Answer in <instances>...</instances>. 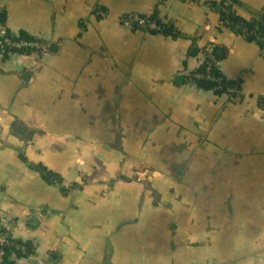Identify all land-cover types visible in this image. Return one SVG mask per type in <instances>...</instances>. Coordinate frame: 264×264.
<instances>
[{"label": "crops", "instance_id": "0c3cea01", "mask_svg": "<svg viewBox=\"0 0 264 264\" xmlns=\"http://www.w3.org/2000/svg\"><path fill=\"white\" fill-rule=\"evenodd\" d=\"M210 1L0 0L12 32L49 44L0 54V224L33 244L23 264H264V53ZM210 44L241 100L182 79Z\"/></svg>", "mask_w": 264, "mask_h": 264}, {"label": "trees", "instance_id": "16d2710c", "mask_svg": "<svg viewBox=\"0 0 264 264\" xmlns=\"http://www.w3.org/2000/svg\"><path fill=\"white\" fill-rule=\"evenodd\" d=\"M190 1H197V0H190ZM210 5L220 14L224 27L230 28L235 33L246 37L248 40L256 42L260 46L262 52L264 53V8L262 10L254 11L252 15L248 16L239 13L238 8L243 5L239 0H213L210 1ZM151 17L156 19V21L162 25L163 30L161 34L171 36L174 39H178L182 36L181 33L175 28L163 24L158 17V13L152 15ZM1 23L7 27L5 18H3V21H1ZM134 28L140 29L138 26H135ZM150 32L159 33L155 30ZM8 36L13 41L41 40L30 36L28 33L24 31L12 32L9 28H8ZM0 42H3V44L0 43V54L3 55L4 59H8L9 56L13 53L29 54L36 52L35 49L29 47H22V48L11 47L8 44H6L5 40L1 37H0ZM212 57H214L217 61L221 60V57L217 53V49L212 54ZM208 59L209 56H207L205 60L206 62L202 64L198 72L204 74L203 78H198L195 76L194 78H192L191 76H189L182 79L186 82L189 81L190 79H193L199 87L204 88L206 90H214L217 94L220 95L228 94L231 101L241 100L240 99L242 97L241 81L228 80L223 75L219 67L217 68L215 67L214 69H212L211 74L214 77L222 78L223 81L221 83V87H218L220 83L217 82L216 80L207 79L206 70H207ZM259 103L262 107H264V95L259 97ZM22 159L23 161L28 163L32 169L38 171L48 183L58 184V185L62 184V177L59 173L49 169L46 165L42 163L29 162L28 158L24 154H22ZM1 228L2 229L0 231H6L7 229L4 226ZM9 239L11 241V244L4 246L5 255H4L3 264H18L17 261L13 260L14 259L13 256L22 259V258H29L33 255L34 246L31 242L23 241L21 239L15 238L12 233L9 234ZM22 248H25L26 251L23 252Z\"/></svg>", "mask_w": 264, "mask_h": 264}, {"label": "built area", "instance_id": "2783aa9c", "mask_svg": "<svg viewBox=\"0 0 264 264\" xmlns=\"http://www.w3.org/2000/svg\"><path fill=\"white\" fill-rule=\"evenodd\" d=\"M97 14L102 19H105L108 17V11H106L102 7L98 8ZM118 23L121 25L129 26V27L138 26L143 31L155 30L161 33L163 30L162 25L159 24L156 21V19L151 17V15H144V14H140L137 12H129V13L119 15ZM0 37L3 38L6 44H8L11 47H18V48L29 47V48L35 49V51L40 54L48 51V48H49V44L43 40H32V41H28V40L13 41L11 40L10 37L8 36V28L4 24H2L1 21H0ZM0 43L3 44V42H0ZM215 51H216V47L213 44L208 45L204 51L203 63L206 62L205 60L207 56H209V59L207 61V70H206L207 76L206 77L209 80H216L217 82L220 83L218 87H221V83L223 81L222 78L214 77L211 74L212 69H214L215 67L216 68L219 67V61H217L214 57H212V54ZM196 77L203 78L204 74L198 73L196 74ZM1 227H3L2 224H0V230L2 229ZM10 233L11 231L8 228L6 229V231H0V264H3V260H4V255H5L4 246L11 244V241L9 239ZM22 249H23V252L26 251L25 248H22ZM13 257H14L13 260L17 261L18 264H23L21 260L28 259V258L19 259V258H16L15 256Z\"/></svg>", "mask_w": 264, "mask_h": 264}, {"label": "water", "instance_id": "95a60500", "mask_svg": "<svg viewBox=\"0 0 264 264\" xmlns=\"http://www.w3.org/2000/svg\"><path fill=\"white\" fill-rule=\"evenodd\" d=\"M4 13H0V21H3Z\"/></svg>", "mask_w": 264, "mask_h": 264}]
</instances>
